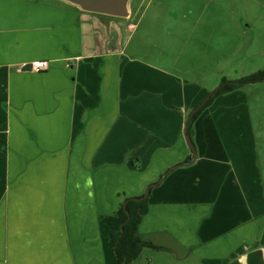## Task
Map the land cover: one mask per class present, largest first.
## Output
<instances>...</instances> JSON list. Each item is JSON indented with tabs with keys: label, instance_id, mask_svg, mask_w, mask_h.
Returning <instances> with one entry per match:
<instances>
[{
	"label": "crops",
	"instance_id": "obj_1",
	"mask_svg": "<svg viewBox=\"0 0 264 264\" xmlns=\"http://www.w3.org/2000/svg\"><path fill=\"white\" fill-rule=\"evenodd\" d=\"M132 15L0 0V264H109L107 217L156 182L139 225L156 246L141 254L246 264L264 248L254 129L240 130L248 145L239 143L223 135L225 118L202 111L195 157L189 116L210 90L176 68L178 54L146 58ZM35 60L48 68L29 67Z\"/></svg>",
	"mask_w": 264,
	"mask_h": 264
},
{
	"label": "rangeland",
	"instance_id": "obj_2",
	"mask_svg": "<svg viewBox=\"0 0 264 264\" xmlns=\"http://www.w3.org/2000/svg\"><path fill=\"white\" fill-rule=\"evenodd\" d=\"M131 4L130 21L138 23L129 29L134 32L132 43L140 42L146 58L154 51L171 60L178 54L176 68L186 70L189 79L200 80L210 90L207 95L224 78L235 80L264 70V0H131ZM214 99L215 106L208 109L209 104L203 112L216 113L217 121L225 118L227 128L220 126V130L225 136L230 132L239 143L248 145L239 132L252 127L264 173V80ZM226 118L230 120L225 122ZM210 126L200 127L206 130ZM206 138L209 142L211 136ZM108 250L109 264H117L113 248ZM181 256L172 249L145 248L139 264H199L192 256L188 262Z\"/></svg>",
	"mask_w": 264,
	"mask_h": 264
},
{
	"label": "trees",
	"instance_id": "obj_3",
	"mask_svg": "<svg viewBox=\"0 0 264 264\" xmlns=\"http://www.w3.org/2000/svg\"><path fill=\"white\" fill-rule=\"evenodd\" d=\"M103 15V14H101ZM264 80V70H259L239 79H223L218 91H216L207 102L188 121L187 134L192 138V129L195 119L218 95L235 91L245 85ZM193 141V139H192ZM192 161L189 156L185 163ZM144 194L128 197L118 208V210L107 217L110 231V240L113 245L118 264H133L141 255L146 246H156L152 242L143 239L139 232V225L143 216L149 211V198Z\"/></svg>",
	"mask_w": 264,
	"mask_h": 264
},
{
	"label": "water",
	"instance_id": "obj_4",
	"mask_svg": "<svg viewBox=\"0 0 264 264\" xmlns=\"http://www.w3.org/2000/svg\"><path fill=\"white\" fill-rule=\"evenodd\" d=\"M72 4L79 6L81 9L97 14L111 15L117 17H129L131 15V0H66ZM32 67V65H29ZM219 87L211 91L202 102L191 112L189 120L192 119L194 114L204 105L207 100L218 91ZM189 125V123H188ZM188 143L190 144L194 156H197V150L189 134H186ZM158 184L152 183L148 186L144 197H147L150 193V189ZM246 264H264V248L256 247L249 251L246 255Z\"/></svg>",
	"mask_w": 264,
	"mask_h": 264
},
{
	"label": "built area",
	"instance_id": "obj_5",
	"mask_svg": "<svg viewBox=\"0 0 264 264\" xmlns=\"http://www.w3.org/2000/svg\"><path fill=\"white\" fill-rule=\"evenodd\" d=\"M48 61L46 60H35L32 63L33 69L36 71H41V70H45L48 68Z\"/></svg>",
	"mask_w": 264,
	"mask_h": 264
}]
</instances>
